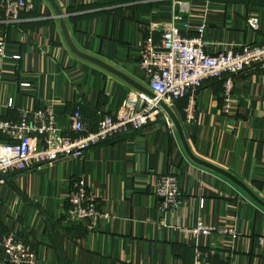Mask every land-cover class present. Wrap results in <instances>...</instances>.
I'll list each match as a JSON object with an SVG mask.
<instances>
[{
	"label": "crops",
	"instance_id": "0c3cea01",
	"mask_svg": "<svg viewBox=\"0 0 264 264\" xmlns=\"http://www.w3.org/2000/svg\"><path fill=\"white\" fill-rule=\"evenodd\" d=\"M27 2L31 7L11 27L7 45L8 54L20 58L0 57V118L17 120L22 110L52 103L62 125L71 127V116L80 110L95 129L104 115L123 111L137 89L73 53L49 0ZM55 2L79 51L147 87L139 64L142 45L149 36L159 39L160 25L172 18L173 0ZM190 2L193 22L206 21L210 52L264 41V0ZM250 17L259 19L258 29L248 25ZM234 81L228 114L220 80L198 90L195 121L185 118L189 97L171 107L194 154L231 172L264 200V65L234 75ZM170 173L179 179L181 201L163 213L155 186L160 174ZM81 176L109 214L96 225L66 220L67 195ZM199 220L239 234L190 232ZM9 233L30 243L40 264H264V207L226 177L193 162L164 114L92 146L84 157L64 156L6 175L0 181V237Z\"/></svg>",
	"mask_w": 264,
	"mask_h": 264
},
{
	"label": "built area",
	"instance_id": "2783aa9c",
	"mask_svg": "<svg viewBox=\"0 0 264 264\" xmlns=\"http://www.w3.org/2000/svg\"><path fill=\"white\" fill-rule=\"evenodd\" d=\"M31 7L27 0H0V57L19 59V55L7 52L9 32L21 21L25 8ZM193 7L190 0H173V15L170 21L160 25V37L156 41L149 36L143 42L140 68L147 87L157 99L136 90L126 99L123 111L117 115L106 114L95 129H91L80 110L71 116V127L64 126L52 103L43 108L25 109L17 120L0 118V181L6 175L27 170L30 167L55 161L60 157H84L94 145L112 140L139 130L157 116L164 114V120L172 126L167 113L158 104L162 99L170 106L178 100L189 97L185 118L193 122L197 117L196 95L210 80H222L223 112L228 114L234 106V75L257 65H264V41L258 43L231 44L228 49L210 52V42L204 38L207 27L205 19L199 24L192 20ZM248 25L259 28V19L250 17ZM196 35H187L191 30ZM29 86V83H22ZM8 105H12L9 100ZM155 193L163 198L159 209L166 213L177 208L181 199L179 179L175 174H160ZM69 210L67 222L96 225L100 218H108L97 202L95 193L89 188L86 177H76L67 195ZM204 207V201H202ZM215 231L226 235L239 234L234 228H221L199 220L190 232L210 235ZM3 257L0 264H40L38 254L27 241L14 233L0 237ZM196 264H203L196 262ZM210 264V263H206Z\"/></svg>",
	"mask_w": 264,
	"mask_h": 264
},
{
	"label": "water",
	"instance_id": "95a60500",
	"mask_svg": "<svg viewBox=\"0 0 264 264\" xmlns=\"http://www.w3.org/2000/svg\"><path fill=\"white\" fill-rule=\"evenodd\" d=\"M49 1L53 5L57 16H59V18H60L61 26H62L64 35H65L66 41H67L68 45L70 46L71 50L73 51V53H75L78 57H80L82 59L91 61V62L101 66L102 68L112 72L113 74H115L118 77L125 80L132 87H134L138 91L142 92L143 94L149 96L150 98L157 99L156 95L148 87H146V86L140 84L139 82L131 79L130 77H128L127 75H125L121 71L115 69L114 67L108 65L107 63L79 51L71 40L70 34H69L67 26H66L64 13L60 9V7L57 5L55 0H49ZM115 2H116V0H100V3L103 5L113 4ZM158 104L163 108V110H165L169 119L172 121L186 154L188 155V157L193 162L226 177L227 179L232 181L234 184H236L238 187H240L256 203H258L260 206L264 207V200L248 184H246L245 182L240 180L238 177H236L231 172L220 167L219 165H216L212 162H209V161L202 159V158L198 157L197 155H195L194 152L192 151L191 147H190V143L188 141V138H187V135L185 133L183 123H182V120L180 119V117H178V115L174 112L172 107L167 102H165L164 100L158 99ZM2 179H5V177Z\"/></svg>",
	"mask_w": 264,
	"mask_h": 264
},
{
	"label": "trees",
	"instance_id": "16d2710c",
	"mask_svg": "<svg viewBox=\"0 0 264 264\" xmlns=\"http://www.w3.org/2000/svg\"><path fill=\"white\" fill-rule=\"evenodd\" d=\"M222 83H223V81L222 80H220Z\"/></svg>",
	"mask_w": 264,
	"mask_h": 264
}]
</instances>
